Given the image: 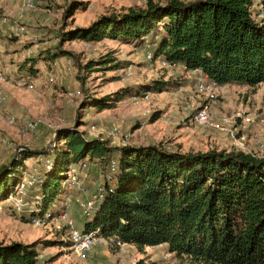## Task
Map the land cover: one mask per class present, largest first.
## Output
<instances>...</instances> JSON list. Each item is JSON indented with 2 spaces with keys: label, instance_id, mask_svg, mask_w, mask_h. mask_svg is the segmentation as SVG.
<instances>
[{
  "label": "trees",
  "instance_id": "16d2710c",
  "mask_svg": "<svg viewBox=\"0 0 264 264\" xmlns=\"http://www.w3.org/2000/svg\"><path fill=\"white\" fill-rule=\"evenodd\" d=\"M88 4L65 0L64 19L77 9L86 10ZM259 16L254 0H148L143 6L104 13L88 26L69 28L63 41L117 39L145 49L150 45L153 59L148 61L161 60L186 71L200 69L208 80L222 86L255 88L264 84V12ZM74 55L62 47L48 48L27 57L20 71L32 79L42 61L51 64ZM114 59L104 56L99 62ZM94 63L90 61L86 68ZM126 66L118 60L114 69ZM175 82L155 79L104 97L89 96L86 102L103 111L128 95L162 92ZM56 134L55 144L45 152L23 148L0 167V204L16 193L29 157L45 154L51 160L39 190L45 204L60 196L71 164L88 161L107 174L115 160L114 190L99 202L92 218L83 217V231L99 230L140 251L167 243L169 251L185 258L186 264H264L263 155L239 149L182 151L162 142L111 145L75 127ZM23 218L31 221L28 215ZM39 255L37 242H0V264H41ZM136 264L158 262L145 257Z\"/></svg>",
  "mask_w": 264,
  "mask_h": 264
},
{
  "label": "rangeland",
  "instance_id": "374dc122",
  "mask_svg": "<svg viewBox=\"0 0 264 264\" xmlns=\"http://www.w3.org/2000/svg\"><path fill=\"white\" fill-rule=\"evenodd\" d=\"M33 1L37 5L36 11L13 17L12 22L16 23L14 27L11 25L0 29V36H3L0 74L6 76L0 90L8 94V99L0 102V167L9 164L22 152V148L45 152L55 142L57 131L69 127L83 130L93 138L101 137L111 145L162 142L182 151L239 149L264 156V126L260 123L264 115V84L255 88L222 86L211 99L197 91L199 76L188 74L180 66L165 65L159 60L148 61L145 47L117 39L63 41L64 31L69 28L88 26L104 13L143 6L148 0H84L89 2L87 9H77L67 19H64L65 0ZM261 3L262 0H254L255 14L264 12ZM4 11L0 6V13ZM26 17L39 20V27L32 31L40 37V45L34 54L29 52L33 43L20 41V37L12 33V29L17 27L15 25H24L21 22ZM10 42L14 43L13 51L6 49L5 45ZM56 47L70 50L75 55L59 57L57 62L52 61L51 64L43 61L39 74L31 79L35 83L33 89L10 80V77L27 79L26 73L20 71L19 64L29 56L40 54L48 48L55 50ZM13 54L15 57L8 60L7 57ZM104 56L116 59L101 64L99 61ZM92 60L95 61L94 65L86 68ZM118 60L125 61L126 68L130 67L132 71L126 80H122L126 68L114 69ZM155 79L174 80L177 83L162 92H151L149 99H141L137 103L128 95L114 108L103 111L86 102L89 96L104 97L124 87L147 84ZM78 90L82 92L81 95H69L71 91ZM192 101L195 107L208 106L213 117L212 124H198L193 120L195 107H191ZM248 116L252 121L241 127ZM12 117L14 122L10 123ZM30 122L36 124L35 129L29 127ZM113 125H121L125 133H130L129 137L109 135L108 130ZM103 171L101 166H91L86 179L91 190L102 180ZM77 195L75 192V197ZM75 203L71 214L79 225L83 216ZM23 216L16 213L7 200L0 204V242H37L41 264H136L145 257L156 260L158 264L187 263L185 258L171 253L167 243L146 247L144 251L131 243H127L124 249L98 246L86 258H82L72 249L68 238L62 237L56 228L34 226ZM94 250H97L96 256H92Z\"/></svg>",
  "mask_w": 264,
  "mask_h": 264
},
{
  "label": "built area",
  "instance_id": "2783aa9c",
  "mask_svg": "<svg viewBox=\"0 0 264 264\" xmlns=\"http://www.w3.org/2000/svg\"><path fill=\"white\" fill-rule=\"evenodd\" d=\"M22 10L12 11L5 10L0 13V25L6 24L12 20L13 17H22L25 10H36L37 5L33 0H26L22 6ZM50 12V10H48ZM260 17H263V12L260 13ZM19 32L26 31L24 25H16ZM35 46L29 49V52L34 54L38 47V39H35ZM147 60L153 59V52L150 45L147 46L146 51ZM70 61V60H69ZM161 61V60H159ZM163 64L168 65L166 62L161 61ZM130 67L124 70L122 74V80H126L132 75ZM194 73H202L205 79L198 83L197 91L200 94L206 95L208 98L213 99L216 96L218 88L222 85L216 82L210 81L207 75L200 69L191 70ZM3 74H0V79L5 80ZM10 80L16 82L21 86H25L29 89L35 87V83L31 79L19 78L16 80L14 77H10ZM53 80V78H51ZM82 92L71 91L69 95L75 97L81 95ZM151 92H147L144 96H133L134 101L137 103L141 99H149ZM8 99V94L3 90H0V102H4ZM191 107H195L192 101ZM193 120L198 124H212L213 117L209 111L208 106H201L194 108ZM252 119L250 116L244 119L245 127L247 123H250ZM10 123L14 122V118H10ZM260 123L264 126V115L260 118ZM31 129L36 128L35 123H28ZM242 129V128H241ZM108 134L113 137H129L130 133H125L121 125H113ZM55 144V142L53 143ZM23 149V148H22ZM21 149V150H22ZM31 161V162H30ZM91 165L88 161H80L78 163L71 164L66 172V177L61 182V188L59 190L60 196L53 200L49 204H45V196L39 192L43 186L45 179L44 169L50 168L51 160L45 154H39L32 156L24 160V166L21 169L20 179L16 186V193L9 196L7 199L13 207L14 211L20 215H28L31 218V223L34 226L54 229L60 232L62 237H67L71 243L72 249L82 258H86L88 253L98 246H116L124 249L127 243L122 242L114 236L105 237L99 233V230H92L89 232L83 231L76 224L75 219L71 214V208L73 203L80 209L84 218L90 219L97 209L99 202L105 197L108 192H113L115 179L113 177L114 172L117 170V162L111 160L109 163V171L103 175L101 181L96 183L95 188L91 190L86 179L88 178ZM75 192L78 195L75 197ZM75 201V202H74Z\"/></svg>",
  "mask_w": 264,
  "mask_h": 264
},
{
  "label": "crops",
  "instance_id": "0c3cea01",
  "mask_svg": "<svg viewBox=\"0 0 264 264\" xmlns=\"http://www.w3.org/2000/svg\"><path fill=\"white\" fill-rule=\"evenodd\" d=\"M25 1L26 0H0V6L3 7L4 10L20 11V10H22V8H23L22 6H23V4H24ZM48 10L51 11V9H47V11ZM34 11H36V10H34ZM24 12L26 14V12H33V10H25ZM21 23H23L25 25L26 31L19 32L17 30V27H16L15 29H12V31H13L12 33H14V35L17 36V37H20L19 38V39H21L20 41H23L24 42L25 40H29V42L33 43L30 48H32V47L35 46V44H34L35 41L34 40L35 39H38V47H39V45H40V43H39L40 37H38L37 35L33 34V32H32L33 30H35V28H38L39 27V20H37V18H33V17H31V18H27L26 17V19L24 18ZM14 24H16V23H14V21L12 22V20H11L10 22H8L6 24L0 25V29H3L5 26L7 27V26H11V25L14 27ZM41 24H42V22H41ZM0 33H1V31H0ZM2 37L3 36H0V45H1L2 41H3V38ZM13 44L14 43H11V42L10 43H7L5 45L6 46V49L9 50V51H13L15 49V46ZM146 51H147V49H146ZM13 56L15 57V55L13 54V55L8 56L7 59L9 60L10 57H13ZM145 56H146V53H145ZM42 62L40 64V68L42 67L41 66L42 65ZM55 62H57V60ZM20 64H19V68L21 66ZM8 66H12V65L8 64ZM186 72L188 74H190V75H195V76H199L200 77L199 81L197 82V85H198L199 82H201V81H203L205 79V77H204V75L202 73H194L192 71H186ZM3 83H4L3 80L0 79V84H3ZM74 212H75V210H74ZM82 225H83V223L82 224L80 223L79 225L77 224V226L79 228H81ZM96 253H97V250H94V254H92V256H96ZM97 261H99L98 258H97Z\"/></svg>",
  "mask_w": 264,
  "mask_h": 264
}]
</instances>
